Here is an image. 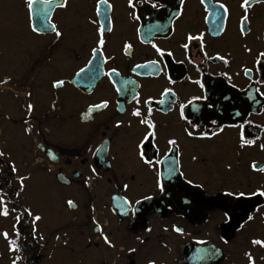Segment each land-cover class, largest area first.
<instances>
[{
	"label": "flooded vegetation",
	"instance_id": "flooded-vegetation-1",
	"mask_svg": "<svg viewBox=\"0 0 264 264\" xmlns=\"http://www.w3.org/2000/svg\"><path fill=\"white\" fill-rule=\"evenodd\" d=\"M96 2L68 0L67 8L55 7L50 17L62 32L56 37L54 32L37 34L31 31L26 0H0V20L23 18L26 35L45 38L49 42L46 53L61 43L67 45L65 66L46 84L51 98L46 112L36 115L33 108L31 115L28 114L27 105L31 103L35 107V99L27 95L32 91L35 94V77L20 78L21 90L27 93L21 101L16 99L24 114L15 122L23 139L28 137L31 146L28 153L34 160L32 169L24 175L48 177L51 188L66 197L70 212L66 225L79 233L84 244L82 249H86L82 250L83 254L95 252L97 264H117L119 257L124 259V264H149V261H155V264H248L244 255L246 251L252 252L255 264H264L261 259L264 249L250 243L253 238L264 239V197L236 200L223 195L226 191L247 192L264 186V173L253 171L251 167L253 162L257 167H264V150L258 146L264 143V131L255 127L257 124L264 126V96L254 91L249 93L251 81L243 73L244 67H253L258 54L264 52V2L250 0L251 31L247 35L240 33V17L244 14L240 8L242 0H218L229 8L226 27L220 35L212 34L215 29L205 21L206 12L200 0H184V14L178 19L173 13L178 11L180 0H139L135 10L128 7L127 0H109L111 10L105 12L102 9L99 18L95 14ZM153 3L157 4L156 8L151 6ZM206 3L212 5L217 0H206ZM132 11L140 15L139 21L129 15ZM208 11L215 9L210 6ZM105 14L112 20V31L105 29L104 55L111 58L106 64L95 61L100 68L99 80L94 87L89 88L87 80L80 81V86L74 85L73 79L79 69L89 67L91 50L100 38L98 25L91 21L99 19L103 23ZM155 25L166 27L163 31H156ZM188 33H204L203 51L209 57L217 54L225 57L228 64L219 59H206L200 50V42L196 40L186 51L182 44L187 42ZM25 39L27 47L32 48V39ZM10 43V37L2 40L0 36V49H10ZM125 43L133 46L129 55L124 52ZM152 43L173 55L160 58L151 47ZM189 57L193 63L188 62ZM149 60H160L161 67L166 63L164 73L150 75V70L145 69H138L139 75L132 72L135 64ZM261 63L264 65V58ZM113 67L120 73L119 77L112 78L117 81L116 87H121L123 80L136 81L135 85L128 86L130 92L118 94L109 78L103 75ZM165 73L176 83L169 84ZM258 78L264 79V71L255 73L254 70L252 80ZM58 79L65 80V85L53 88V81ZM3 80L8 83H0V123L9 115V107L2 96L7 93L9 85L15 84L12 77L3 76L0 81ZM197 80L199 84L193 83ZM166 87L172 88L175 96L167 98L169 102L165 104H152L151 119L156 124L157 137L153 141L155 148L146 149L149 157L166 161L157 166L164 174L165 188L161 191L156 187L155 170L142 164L136 156L135 146L147 129L132 111L139 107L142 115H147L143 101L149 96L154 101L161 99L160 94ZM253 87L264 92V85ZM135 92L140 94L139 105L132 101ZM250 95H255L256 101L250 99ZM102 100L109 102L107 109L88 111L90 105ZM182 104L185 106L184 115L198 124L199 131H216L217 125L212 124V120L224 127V131L211 140L187 137L184 128L189 125L179 115ZM238 111L245 120L252 121V125H246V137H261L256 146L241 149L239 129L227 127L242 122L235 116ZM117 121L122 122L119 128L116 127ZM31 123L32 133L29 135L24 129ZM168 139L177 140L175 155L168 151ZM26 147L22 144L21 149ZM49 153L56 159L53 160ZM9 156L6 153L0 158V187L16 201L14 191L19 188V165ZM7 161L16 164L18 171L15 174L11 173ZM29 163L24 161L20 165L28 167ZM145 196L151 199L145 200ZM20 197L18 203L28 207ZM125 199L131 203L125 204ZM69 200L76 205L74 210L70 209ZM13 206L9 205L10 208ZM130 208L136 209L135 215L128 211ZM245 211L254 215L248 223L244 222ZM25 219L22 216L17 225L23 239H27L24 250L22 253L10 252L8 242L1 236L0 264H12L16 255L22 257L18 264H40L43 261L46 246L37 234L36 239L32 238L31 219L27 218L28 223ZM39 223L36 222L35 226ZM174 227L181 228L183 233L175 232ZM101 230L114 247L104 243ZM200 240L206 243H197ZM28 248L30 251L25 253ZM198 249H214L216 252L198 259Z\"/></svg>",
	"mask_w": 264,
	"mask_h": 264
},
{
	"label": "snow or ice",
	"instance_id": "snow-or-ice-1",
	"mask_svg": "<svg viewBox=\"0 0 264 264\" xmlns=\"http://www.w3.org/2000/svg\"><path fill=\"white\" fill-rule=\"evenodd\" d=\"M138 2H139V0H127L128 7L130 9H133V10H135L137 8ZM256 2H264V0H256ZM183 3H184V0H180V5L178 6V11L173 13L174 18L178 19L180 16H182L184 14L183 13V7H182ZM38 4L40 5L39 8H37ZM53 4H54V0H26L25 7H26L27 12H28L29 27L31 28L32 32L37 33V34H41V29H50L52 32L55 33L56 37H60L62 35V32L58 29L57 25L52 22L51 17L49 15L50 11L53 10ZM200 4L204 6V9L206 12L205 21L210 22L215 29V31H213L212 34L213 35L222 34L225 27H226V21H227L228 15H229L228 6L224 3H219L218 0H217V3H213L212 5H209L208 3H206V0H200ZM151 6L153 8H156L157 4L153 3ZM210 6L212 8H214L215 11H208ZM251 6L252 5L250 3V0H242V3L240 4V8L243 10V13H244L240 17V33H241V35H247L251 31L250 20H249V8ZM55 7L56 8H67L68 7V0H56ZM111 8H112V5L109 4V0H97L96 7H95V14H96L97 18H99L101 16L102 9L105 12H107V11L111 10ZM129 15L135 21H139L141 19L140 15L137 14L135 11L130 12ZM91 23L98 25L97 32H98L100 38L97 42V46L92 48V50H91V58L88 60V65L89 66L93 65V63L97 60H100V61H102L103 64H106L111 57L104 55V45H105L104 32H105L106 27H107V30L109 32L112 31V28L110 27V25L112 24V20H111L109 15L105 14L103 23H100L99 19L92 20ZM246 26H248L247 31H246ZM165 27L166 26H162V25L153 26L154 30H156V31H163L165 29ZM137 31L139 32V29H137ZM186 40H187V42L182 44V47L186 51L189 49V44L192 41L196 40V41L200 42L199 43L200 50L202 52V55L206 59H219V60H222L225 64H228V60L225 59V57L219 56L218 54L216 57H209L207 52L203 51V49H204V33H199L198 35H193L191 33H188ZM142 42H144V41H142ZM148 42L151 43V41H148ZM132 47L133 46L131 43H125L124 44L123 48H124V52L126 55H129L131 53ZM151 47L155 50V52L157 53V55L160 58H163L165 56L171 57L173 55L171 51H165L164 49L157 46V44H155V43H152ZM246 50L249 52L251 51V49H248L247 47H246ZM261 58H264V52H260L258 54V57L255 60L253 67H244L243 73L251 81V84L249 85V93L254 91L259 96H264V92H262L259 87H255V88L253 87L254 85H264V79L258 78L256 80H252L254 70H255V73H261L262 71H264V65H262V63H261ZM188 62L193 63V60L189 57ZM166 67H167L166 63L164 64L163 67H161V61L160 60H149L145 63L135 64L132 68V72L134 74L139 75L137 70L138 69H145V70H150V72H148V74L158 76L161 73H164V69ZM99 68H100V65L97 64L98 71H99ZM197 68H199V65H197ZM85 71H86V68H83V67L80 68L79 71L76 73V76H80V74L84 73ZM103 75H105L109 78L110 82L115 87V91L118 94L123 95V94H126L127 92H130L131 89L128 86L136 84V81H134V80H123L121 82V87H116L117 81L113 80L112 78L113 77H119L120 73L118 72L117 68H115V67L109 69L107 72H104ZM165 75H166V78H167L169 84H175L176 83V81H174L170 75H168L166 73H165ZM0 83H8V80L0 81ZM65 83H66L65 80L58 79V80L53 81L52 87L53 88H61L65 85ZM193 83L199 84L200 82L197 80V81H193ZM200 86L203 87L202 84ZM233 87H235V85H233ZM27 95L31 96V93L29 92ZM160 95H161V99H159V100L154 101L153 97L149 96L146 100L143 101V103L147 106V115H142L139 107H136L133 109L132 115L134 117H139L140 118L139 123L141 125H145L146 129H147V131L143 135L142 139H140L135 146L136 147V156L138 157L139 161L142 162V164L147 165L149 168L155 170L156 187H158L161 191H164V188H165L164 183H163L164 174L158 169L157 166L165 163L166 161H162L160 159L154 160L153 158H151L147 155V151H146V149L149 147L155 148V144L153 143V141H155L156 137H157L156 124L151 119V115H152V111H153L152 104L153 103L165 104L166 102H169L167 98L175 96V92L173 91L172 88L166 87L163 89V91L161 92ZM139 96H140L139 92H135L132 94V101L135 102L136 105H139L141 103ZM250 99H252L253 101H256V96L250 95ZM189 103H191V101H189ZM52 107L55 108V105L53 104ZM108 107H109V102L107 100H102L99 103L90 105L88 111L92 112V111H96V110L107 109ZM184 107L185 106L183 104L180 105L179 115H180V119L184 120L189 125V127L184 128V132L186 133L187 137L194 138V139H200V140H211L212 137L218 136L220 132L224 131V127L217 124L216 120L211 121L212 124L217 125L216 131H211V132L199 131L198 130L199 129L198 124L194 123L192 120H189L184 115V111H183ZM33 108H34L33 104L29 103L27 105V112L29 115H31ZM170 109H171V104L169 103V110ZM197 111H198V109H197ZM85 115L87 116V113ZM235 116L239 117L242 122H240L238 124L237 123L229 124V125H227V127L239 129V133H238L239 147L241 149H243L245 147L256 146L257 141L260 140L261 137L255 136L254 138H249V137H246V135H245L246 125H252V121L251 120H245L243 118L241 112H239V111L235 113ZM25 123L27 124L28 121L26 120ZM121 123L122 122L117 121L116 127L119 128ZM255 127L260 129L261 131H264V126L257 124V125H255ZM189 128H191L192 130H189ZM24 132L26 134L30 135L32 133V126L29 124V126L24 129ZM249 136H251V133H249ZM167 145L169 146L168 151L173 153V155H175V152L178 149L177 140L176 139H168ZM258 146L261 150H264V143H260ZM101 150L102 149H97V151H101ZM4 156H5V153L3 151H0V158H2ZM49 156L53 160L56 159V157L52 153H49ZM193 159H195V157H193ZM7 162L9 164V168H10L11 173L15 174L18 171L16 164L14 162H11V161H7ZM251 167H252L253 171L264 173V167H257L255 162H253ZM230 168H231V166L229 165V169ZM175 170L176 169H171V171H175ZM92 171H93V173H95L96 170L93 168ZM180 175L183 176L184 173L181 172ZM27 180H30V176H28V175H20L17 177L19 188H18V190L14 191V196L16 198V201H14L13 198L8 195V193L4 190L3 187H0V216L8 217L11 213V214H14L13 219L15 220V223L13 224V236L10 237L9 233L7 231L0 233V236H3V238L8 242L9 251L14 252V253H19L21 251V247H20V244L18 242L20 237H21V232H20L19 228L17 227V225H19L21 222V217L22 216L26 217L25 223H28L27 218L31 219V223L33 225L32 229H31V235H32L33 239H36V234H37V228L35 226L36 222L42 220V216L40 214H34L33 211L31 210V208L24 207L22 204L18 203V198L20 197L21 193L24 191V189L26 187L25 181H27ZM188 183L191 184L192 181L189 180ZM124 187L127 188L128 185H124ZM223 195L225 197L233 198L236 200H245V199L250 198V197H264V186H260V187L256 188L255 190L247 191V192L246 191H239V190L226 191L223 193ZM144 199L149 200V199H151V197L145 196ZM67 203L70 207H75V205L73 204V202L71 200H69ZM124 203L130 204L131 202L128 201L127 199H125ZM136 203H139V201H136ZM10 204H14L15 206L10 208L9 207ZM121 207H123V205H121ZM128 211L133 215H135V213H136V209H134V208H130V209H128ZM256 211H259V209L257 208ZM225 215H227V213H225ZM245 215H246V220L244 221L245 223H248L249 221H252L254 219V215L248 214L247 211H245ZM240 227L242 228L243 225H240ZM148 231H151V229H148ZM174 231L177 233H180V234L183 233V230L179 227H174ZM101 236H102V239H103L105 244H108L109 247H114L112 242L109 240L108 236L103 235L102 230H101ZM39 239L43 240L44 239L43 235H40ZM56 239H59V237H56ZM197 243L205 244L206 241L200 240V241H197ZM224 243H228V241L224 240ZM250 243L252 246H259L260 248L264 249V239H262V238H253L250 241ZM130 251H134V249H130ZM215 252H216V250H214V249L210 250V251L198 249L196 256L198 259H204L205 255H209V254L215 255ZM201 253H204V255H202ZM244 255L247 257L248 264H255V259L253 257L252 252L246 251L244 253ZM21 259H22L21 256L16 255L12 259V264H18V262ZM261 259H264V257H261ZM149 264H155V261H149Z\"/></svg>",
	"mask_w": 264,
	"mask_h": 264
},
{
	"label": "rangeland",
	"instance_id": "rangeland-1",
	"mask_svg": "<svg viewBox=\"0 0 264 264\" xmlns=\"http://www.w3.org/2000/svg\"><path fill=\"white\" fill-rule=\"evenodd\" d=\"M25 24L23 18L18 20L3 18L0 20L2 40L7 37H10L11 40L10 49H0V79L3 76H9L13 78L15 83L9 85L10 88L7 93L2 96L6 99L9 107L7 114L10 115V118L8 115L6 120L0 123V148H2L0 150H3L5 154L8 153L9 157H13L15 163L19 165V176L28 173L32 169L31 165L34 161L31 158L32 155L28 153V151L31 152L28 137L23 139L22 131H17L18 124L15 122L24 114L16 99L21 101L27 93V91L21 90L20 78L35 77L34 83L37 89H35V94L33 91L31 93L32 99H35V114L41 115L46 112L51 101L46 84L49 80L56 78L59 71L65 66L64 51L67 46L66 43H61L56 49L46 53L45 47L49 42L45 38L34 35L33 37L31 34L26 35ZM25 37L32 39V48L27 47ZM67 62L70 63V60ZM30 69H32L31 74L29 73ZM19 93L23 94L18 97ZM22 144H26L28 148L21 149ZM24 161L25 163L30 162V165L22 167L20 164ZM25 185L26 187L21 193L22 199L28 208L33 210L34 214L42 216V220L36 227L38 238L40 235L44 237L43 240H39L46 246L45 257L40 264H97L95 252L92 250L83 254L82 250L86 249H82L84 244L79 239V233L73 232L67 227L70 212L66 206V197L58 195V192L51 188L49 178L31 175L30 180L25 181ZM13 215L10 213L9 218L0 216V233L7 231L10 237L13 236V224L15 222ZM117 264H124V259L119 257Z\"/></svg>",
	"mask_w": 264,
	"mask_h": 264
},
{
	"label": "water",
	"instance_id": "water-1",
	"mask_svg": "<svg viewBox=\"0 0 264 264\" xmlns=\"http://www.w3.org/2000/svg\"><path fill=\"white\" fill-rule=\"evenodd\" d=\"M55 2L53 4V9H55ZM40 5H37V8H39ZM52 11H50L51 13ZM49 13V15H50ZM52 31L50 29H41V33L42 34H46V33H51ZM87 80L89 83L86 84L89 86L92 85L93 87L96 85L97 81L99 80V71L97 69V65L95 64V62L93 63V65L89 66L86 68V71L84 73H81L80 76H76V78L73 80V83L77 86H80V81H85ZM72 209H75V207H72Z\"/></svg>",
	"mask_w": 264,
	"mask_h": 264
},
{
	"label": "trees",
	"instance_id": "trees-1",
	"mask_svg": "<svg viewBox=\"0 0 264 264\" xmlns=\"http://www.w3.org/2000/svg\"><path fill=\"white\" fill-rule=\"evenodd\" d=\"M2 183H4V182H2ZM9 196H10V195H9ZM10 197H11V196H10ZM26 241H27V239H23L22 236L20 237V239H19V241H18L19 244H20V247H21V251H20L21 253H22V251L24 250V248H23L24 245H26V243H27ZM27 252H29V250H27ZM27 252L25 251V253H27ZM32 260H33V259H32Z\"/></svg>",
	"mask_w": 264,
	"mask_h": 264
}]
</instances>
